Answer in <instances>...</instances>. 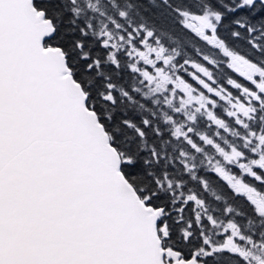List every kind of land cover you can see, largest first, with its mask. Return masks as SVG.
Masks as SVG:
<instances>
[{
    "label": "snow or ice",
    "instance_id": "snow-or-ice-1",
    "mask_svg": "<svg viewBox=\"0 0 264 264\" xmlns=\"http://www.w3.org/2000/svg\"><path fill=\"white\" fill-rule=\"evenodd\" d=\"M0 264H264V0H0Z\"/></svg>",
    "mask_w": 264,
    "mask_h": 264
}]
</instances>
